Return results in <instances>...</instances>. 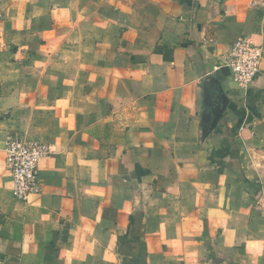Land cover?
I'll list each match as a JSON object with an SVG mask.
<instances>
[{
    "label": "crops",
    "instance_id": "obj_1",
    "mask_svg": "<svg viewBox=\"0 0 264 264\" xmlns=\"http://www.w3.org/2000/svg\"><path fill=\"white\" fill-rule=\"evenodd\" d=\"M12 138L52 150L26 203ZM0 264H264V0H0Z\"/></svg>",
    "mask_w": 264,
    "mask_h": 264
},
{
    "label": "built area",
    "instance_id": "obj_2",
    "mask_svg": "<svg viewBox=\"0 0 264 264\" xmlns=\"http://www.w3.org/2000/svg\"><path fill=\"white\" fill-rule=\"evenodd\" d=\"M261 58L259 46L249 38H239L222 55L221 63L229 70L232 81L247 88L260 73ZM3 152L12 197L26 203L40 191L38 164L42 158L51 155V146L36 139L12 138L6 140Z\"/></svg>",
    "mask_w": 264,
    "mask_h": 264
},
{
    "label": "water",
    "instance_id": "obj_3",
    "mask_svg": "<svg viewBox=\"0 0 264 264\" xmlns=\"http://www.w3.org/2000/svg\"><path fill=\"white\" fill-rule=\"evenodd\" d=\"M225 98L222 96L218 102L213 106V108L210 111L211 121L209 122V129H212L216 126L218 121L223 115L224 109H225Z\"/></svg>",
    "mask_w": 264,
    "mask_h": 264
}]
</instances>
